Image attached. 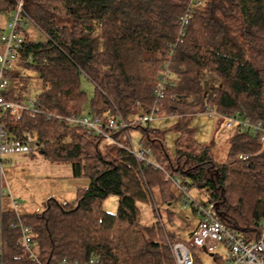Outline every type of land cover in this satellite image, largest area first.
Masks as SVG:
<instances>
[{"label":"trees","instance_id":"obj_1","mask_svg":"<svg viewBox=\"0 0 264 264\" xmlns=\"http://www.w3.org/2000/svg\"><path fill=\"white\" fill-rule=\"evenodd\" d=\"M16 4L0 0V15L11 17ZM187 4L25 0L27 17L45 39L35 40L26 27L20 29V62L6 74L11 86L5 96L24 102L38 91L41 113H6L8 135L26 141L31 134L38 150L26 155L29 159L70 165L75 179L89 183L72 204L50 198L40 214L18 218L13 211L0 212V264L88 263L94 257L100 264H176L168 242L178 239L161 222L144 226L139 206L156 204L154 190L167 207L183 198L175 193L173 179L204 193L203 205L227 230L248 243L263 236L264 150L258 138L234 131L227 161L218 164L212 146L197 140L190 123L209 109L224 117L241 114L264 121V0H204L180 35ZM167 62L173 76L158 107L160 117L179 118L174 153L166 132L151 128V122L108 131L124 146L127 134L139 132L158 167L139 163L127 149L56 118L92 114L108 120L120 114L131 123L150 115ZM207 72L220 79L219 86L202 79ZM83 78L94 86L91 97ZM109 196L118 198L117 213L103 209ZM167 211L172 218L173 211ZM12 223L33 229L36 260L20 243L21 227ZM195 264H202L197 256Z\"/></svg>","mask_w":264,"mask_h":264},{"label":"built area","instance_id":"obj_2","mask_svg":"<svg viewBox=\"0 0 264 264\" xmlns=\"http://www.w3.org/2000/svg\"><path fill=\"white\" fill-rule=\"evenodd\" d=\"M16 11L12 15L10 22L7 25V31L1 35L0 41L4 46V51L0 54V212L3 213V201L8 196V188L5 181V169L6 158L14 155H29L36 153L38 147L34 145V138L31 134H26V141H18L12 139L7 132V124L4 121L6 113L10 112L13 115H17L22 112L29 113H41V110L37 104V98L35 96L29 97L24 102H16L8 100L5 96V92L11 86V80L6 74L15 69L20 62L19 51L24 43V37L22 36L20 29L27 26H35L34 23L27 17L25 13V0H16ZM203 4V0H188L186 12L181 16L179 20L180 35L184 34V29L192 19L196 9L200 8ZM28 19V22L26 21ZM172 47V46H171ZM170 59V57H169ZM31 61V58L29 59ZM172 71L170 69V62L164 64L161 68L160 76L156 82V86L153 91L156 105L153 108L150 115L138 116L134 122L126 121L120 114L117 117L104 120L101 116L85 114V115H72L70 117L56 116L60 121H66L73 126L80 127L89 131L95 136H100L113 143L114 145L127 149L132 153L139 163L151 164L158 167L152 160V153L150 150L145 149L141 142L138 145V150L133 145V140L130 134L126 135L128 142L127 146H124L121 142L114 139L108 131H120L126 130L129 125L136 123L146 124L153 121L154 118L159 116L158 104L165 98L166 90L170 85L172 79ZM199 117L203 122H215L218 119H223V128L225 131H248L253 136L258 138L259 143L264 150V121H253L251 118L244 117L241 114L235 116L224 117L217 113L214 109H209L206 112L195 115ZM241 158L246 159L242 156ZM170 179V177H169ZM175 187L185 197V205H190L189 189L181 185L178 179L172 180ZM193 205L195 211L200 216V224L193 234L190 243L187 245L179 241H169L168 245L171 253L174 257L176 264H195V254L202 252L203 248L212 250L217 244L223 243L227 250V258L224 264H264V234L254 243H248L238 234L227 230L221 222H219L211 208L205 205ZM22 203L19 201H12L13 212L17 217H20V209ZM21 227L22 238L20 243L31 254L32 258L36 260L34 254L35 236L31 227H25L21 223H12L11 227ZM262 226L264 227V219L262 220ZM62 264H100L98 258H92L88 263H80L78 261L69 262L64 260Z\"/></svg>","mask_w":264,"mask_h":264},{"label":"rangeland","instance_id":"obj_3","mask_svg":"<svg viewBox=\"0 0 264 264\" xmlns=\"http://www.w3.org/2000/svg\"><path fill=\"white\" fill-rule=\"evenodd\" d=\"M27 30L31 38L38 41L45 39L43 34L35 26H30ZM26 75L31 77L35 76L31 71H27ZM202 79L211 87L220 85V79L213 73H204ZM82 86L91 97L94 92L93 84L87 78H83ZM36 94H38V91H35L31 96H36ZM197 119L193 118L190 123V127L196 131L197 140L202 144L212 146L213 159L216 163H225L229 154L232 133L221 130L213 134L209 130V127L203 126L202 121H198ZM178 122L179 118L158 117L154 118L149 124L151 128L166 132V143L172 153H174V144L178 137V133L173 128ZM130 136L135 149L138 150V145L141 142L140 133L132 132ZM25 162H28V165H25ZM34 162L35 164H31V160L27 157H13L4 167L12 194L15 198H20L18 201L25 204L21 212L26 215L42 213L46 201L50 198L56 199L60 203L72 204L77 199L78 190L88 186V179H75L73 177V171L70 165L50 164L39 158ZM174 191L177 196L181 194L177 188ZM153 194L156 204H139L142 212V224L144 226H152L157 222H161L165 230L178 239L179 242H188V235L196 227L199 221L198 218H200L194 210L195 206L193 207L191 203L203 205L206 202L205 194L192 188L189 190L190 205H185V197L183 195V198H177L168 207L161 202L157 190H154ZM118 205V198L109 196L103 202V209L114 214L118 211ZM4 207H7L6 201L4 202ZM168 208L174 213L172 218L168 217ZM217 252L222 255L224 254L221 250L209 253L216 254ZM196 256L202 264H213V258L209 254L203 253Z\"/></svg>","mask_w":264,"mask_h":264},{"label":"crops","instance_id":"obj_4","mask_svg":"<svg viewBox=\"0 0 264 264\" xmlns=\"http://www.w3.org/2000/svg\"><path fill=\"white\" fill-rule=\"evenodd\" d=\"M12 17V16H11ZM11 17H8V16H5V15H0V37H1V35L2 34H4L7 30V25H8V23L10 22V19H11ZM30 26H27L26 28L28 29ZM4 51V46H3V44L1 43V41H0V54L2 53ZM18 68H17V66L15 67V69L14 70H17ZM20 70H21V68H19ZM21 71H24V70H21ZM30 97H32V96H30ZM28 99V98H27ZM193 118H198L197 120L198 121H202L199 117H193ZM202 123H203V126H205V127H209V130L210 131H212L213 132V134L215 133V132H217L218 133V131L220 132L221 130H224V128H223V125H222V121H220V119H218V120H216L215 122H210V123H207V122H203L202 121ZM225 131V130H224ZM226 132H229V131H226ZM230 133H233V132H230ZM213 140V139H212ZM13 157H27L26 155H14V156H8L7 158H6V163L5 164H7V162H10L11 160H12V158ZM28 158V157H27ZM29 159V158H28ZM29 160H31V159H29ZM36 160H38V159H35V160H31V164H35V162L34 161H36ZM25 165H28V162H25L24 163ZM4 167H5V165H4ZM72 175H73V172H72ZM5 181H6V187L8 188L7 190H8V196L4 199V201H3V209H4V211H12L13 210V208H12V201L13 200H15V201H18V200H20V198L19 199H17V198H15V196L12 194V190H11V188H10V184H9V182H8V179H7V177H6V173H5ZM6 201V205H7V209L4 207V202ZM20 202V201H19ZM22 203V202H21ZM25 207V204H23L22 203V207H21V209H23ZM21 209H20V211H19V213H20V215H26V214H24V213H22L21 212ZM199 219V221H198V223H197V225H196V227L194 228V229H192L191 231H190V233H189V235H188V243H187V245L190 243V241H191V237H192V235L196 232V230H197V228H198V226H199V224H200V220H201V218H198ZM217 250H221V252H223L224 254L222 255V254H220V253H216V254H214L213 253V255L211 256V255H209L211 258H213V264H224L225 263V261H226V258H227V254H228V250H227V248H226V246L223 244V243H219V244H217L212 250H210L209 252H216ZM204 252L202 251V252H199V253H197V254H195V256L196 255H200V254H203Z\"/></svg>","mask_w":264,"mask_h":264},{"label":"water","instance_id":"obj_5","mask_svg":"<svg viewBox=\"0 0 264 264\" xmlns=\"http://www.w3.org/2000/svg\"><path fill=\"white\" fill-rule=\"evenodd\" d=\"M203 252H204L205 254H209V255H211V256L213 255V254H210V253H209V250H208L207 248H203Z\"/></svg>","mask_w":264,"mask_h":264},{"label":"bare ground","instance_id":"obj_6","mask_svg":"<svg viewBox=\"0 0 264 264\" xmlns=\"http://www.w3.org/2000/svg\"><path fill=\"white\" fill-rule=\"evenodd\" d=\"M256 236V235H255Z\"/></svg>","mask_w":264,"mask_h":264}]
</instances>
